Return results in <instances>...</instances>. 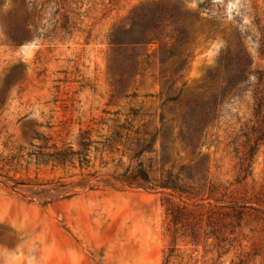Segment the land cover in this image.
Wrapping results in <instances>:
<instances>
[{
  "label": "rangeland",
  "instance_id": "rangeland-1",
  "mask_svg": "<svg viewBox=\"0 0 264 264\" xmlns=\"http://www.w3.org/2000/svg\"><path fill=\"white\" fill-rule=\"evenodd\" d=\"M139 1L58 0L71 23L62 39L43 32L16 46L0 25V264H264V214L241 205L264 201V136H244L264 131L251 93L197 146L178 135L221 50L244 46L264 79V0H181L194 18L184 68L159 65L153 44L128 96L111 103L107 33ZM14 6L0 0V19ZM136 167L148 180L132 178ZM170 179L213 187L243 213L175 223L171 213L218 204L178 198L161 184Z\"/></svg>",
  "mask_w": 264,
  "mask_h": 264
},
{
  "label": "trees",
  "instance_id": "trees-1",
  "mask_svg": "<svg viewBox=\"0 0 264 264\" xmlns=\"http://www.w3.org/2000/svg\"><path fill=\"white\" fill-rule=\"evenodd\" d=\"M202 0L199 5L208 8L211 2ZM15 6L0 19L7 39L14 45H21L32 38L40 37V33H51L54 38L62 39L71 34L70 17L67 10L58 6V0H13ZM194 18L185 8L181 0H142L133 5L129 11L116 20L107 33L109 53L106 70L110 83L111 103L116 99L127 97L131 82L141 69L140 59L149 55V47L156 44L152 55L159 65L173 62V73H179L185 66L190 38V25ZM39 31V33H38ZM39 35V36H38ZM42 37H45L44 34ZM165 75H163L164 77ZM211 89L204 95L188 101L180 116L179 138L191 147L197 146L211 127L222 115L223 110L234 99L243 93L250 92L253 98V115L262 116L264 121V79L259 69L252 68L249 51L239 45H229L221 50L217 65L209 72ZM263 113V114H262ZM246 134V145L258 143L264 136V131L258 135ZM255 136V137H254ZM141 151V150H139ZM65 153L60 160H65ZM246 154V153H245ZM62 158V159H61ZM132 178L148 180L147 173L141 167H136ZM162 186L176 194L178 198H194L200 195L201 200L214 198V188L205 192L186 189L174 180L161 183ZM206 194L205 197L203 195ZM242 201L245 208L264 214V201ZM218 207H208L203 210L193 208L171 213L175 223L181 219L222 221L230 216L243 213L242 208L230 209L225 201L214 198ZM206 205L203 202L195 204ZM186 221V220H184Z\"/></svg>",
  "mask_w": 264,
  "mask_h": 264
}]
</instances>
